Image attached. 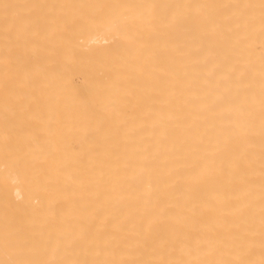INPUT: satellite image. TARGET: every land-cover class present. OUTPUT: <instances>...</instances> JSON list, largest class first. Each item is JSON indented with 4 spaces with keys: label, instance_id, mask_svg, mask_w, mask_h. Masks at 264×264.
Returning a JSON list of instances; mask_svg holds the SVG:
<instances>
[{
    "label": "bare ground",
    "instance_id": "obj_1",
    "mask_svg": "<svg viewBox=\"0 0 264 264\" xmlns=\"http://www.w3.org/2000/svg\"><path fill=\"white\" fill-rule=\"evenodd\" d=\"M0 264H264V0H0Z\"/></svg>",
    "mask_w": 264,
    "mask_h": 264
}]
</instances>
